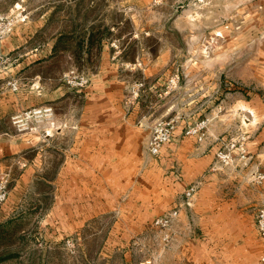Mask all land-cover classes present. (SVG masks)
<instances>
[{
    "label": "rangeland",
    "instance_id": "rangeland-1",
    "mask_svg": "<svg viewBox=\"0 0 264 264\" xmlns=\"http://www.w3.org/2000/svg\"><path fill=\"white\" fill-rule=\"evenodd\" d=\"M17 4L29 11L30 22L44 25L1 55L0 92L43 98L27 109L52 106L61 131L15 156L18 172L31 166L34 175L24 194H10L12 175L0 170L9 180L0 206V264H202L193 245L199 239L194 215H187L193 228L180 223L169 243L153 227L157 216L179 208L182 196L165 207L158 199L155 213L147 206L153 194L132 196L124 209L130 194H113L135 159L145 190L151 179L159 181V194H167L161 193L166 186L183 194L190 185L178 151L163 163L148 154L152 129L164 119L176 121L177 144L202 120L209 121L202 142L208 148L234 144L235 151L246 144L245 161L235 155L233 165H222L218 194H244L256 204L248 215L257 219L264 208L258 179L264 174V0H0V15H11ZM26 54L36 56L14 73ZM72 71L89 80L85 88L71 83ZM88 110L109 114L112 147L119 148L112 152L109 195L71 194V127L86 126ZM9 121L0 127L13 134ZM119 127L125 132L114 134ZM142 200L145 207L136 210L134 201ZM206 248L215 252V245Z\"/></svg>",
    "mask_w": 264,
    "mask_h": 264
},
{
    "label": "crops",
    "instance_id": "crops-1",
    "mask_svg": "<svg viewBox=\"0 0 264 264\" xmlns=\"http://www.w3.org/2000/svg\"><path fill=\"white\" fill-rule=\"evenodd\" d=\"M18 25L19 27L14 34L0 41V56L8 54L20 45L27 43L37 30L42 28L44 22L37 23L28 20L25 23H18ZM28 29L31 31L29 32ZM31 32L32 35L29 36ZM27 55L29 54H26L27 58L13 70L14 73L23 69L22 65H25V63L29 65L31 63L29 60L36 56L32 54L33 56L28 58L29 56ZM30 94L16 95L11 91L0 92V124L6 119L12 118L11 116L43 102V98H39L33 93ZM97 118L102 121L99 123L100 126L95 122ZM106 118H109V114L104 112L102 114H93V112L88 110L86 112L87 125L81 126L80 129L79 126L71 127V133L75 134L74 143L70 147L69 159L71 194H112L110 189L111 162L114 159L112 152L119 148L115 149L112 147V127ZM9 125L15 133L11 134L3 126L0 127V170L8 171L12 175L13 184L10 194H24L34 175H32L31 166L27 167V170L18 172L19 168L15 165V156L30 150L38 142H48L56 138L60 135L61 124L56 115L55 130L51 131L42 127L36 132L24 135H19L10 121ZM113 131L114 134L118 133L120 135L123 130L119 127L113 129ZM179 134L177 129L170 143L163 148L160 156L156 158H159L163 163L167 161L166 158H169V156H175L174 153H176V156L179 155L177 163H181L182 175L190 184L188 187L191 185L198 187L190 206H187L184 197L188 187L183 194H172L175 189L173 190V188L166 186V188L161 190V193L165 191L167 194H159V181L151 179V183L146 181L144 184L149 185L147 186L148 190L143 189L142 177L139 178L138 176L141 170L139 172V169L135 167L139 163L136 159L134 162L137 163L134 164L133 168L128 170L126 174L125 172L122 173V176L119 177L118 189L113 194H130L126 196L127 199L123 204V209L128 207V202L132 199V196H135L133 198L137 200L139 194H144L145 192L153 194L152 199L154 201L150 200V204H147L150 212H155V209L158 208V199L162 200L161 205L163 204L162 207H165L170 200L174 201L182 196L183 200L179 203L178 208L180 216L175 222L173 230L180 223H184L185 228L190 231L193 228V224L187 220V215L191 214L197 218L196 225L199 239L193 245L200 248L202 252V264H258L264 254V245L263 247L261 245L260 240L262 239L257 232L256 219L253 222V219L248 215V211L256 204L245 198L244 194L243 196H241L242 194H218L222 180L220 176L222 169L225 168L216 158L218 148H208L205 143L199 144L194 138L185 136L180 141V144H177L179 142L175 141ZM170 152L174 153L170 154ZM22 159L28 164L27 158ZM132 176H134V179ZM58 181H60L59 178ZM180 185L174 184L176 189ZM130 202L132 203V201ZM134 206L136 210L142 209L145 207V201H134ZM201 238L204 241H201ZM207 245L209 247L215 245V252L206 248ZM195 263H199V260L196 259Z\"/></svg>",
    "mask_w": 264,
    "mask_h": 264
},
{
    "label": "built area",
    "instance_id": "built-area-1",
    "mask_svg": "<svg viewBox=\"0 0 264 264\" xmlns=\"http://www.w3.org/2000/svg\"><path fill=\"white\" fill-rule=\"evenodd\" d=\"M198 1L205 2L206 0ZM29 18L28 11L21 4L15 6V10H13L11 15H0V41L4 40L18 23H25ZM0 59H2V56H0ZM68 77L72 78V80H76L75 82L71 81V83L73 82L74 86L81 89L85 88L89 82L85 76H79L75 71L70 72ZM177 81L178 77H174L171 79V84L176 85ZM9 86L12 91H18L19 89V86L14 82H10ZM11 123L19 133L27 134L36 132L42 127L53 131L56 129V113L54 108L50 105L34 107L12 116ZM208 127L209 121L202 120L193 126H189L185 130V137L194 138L197 143H202L207 138ZM177 129L178 125L174 119L157 121L152 129V134L148 143L149 154L154 157L160 156L163 148L170 143ZM235 155L239 156L240 161H245L247 159L248 147L245 143L239 144L235 151L234 144H226L216 152L218 162L226 167L234 164ZM258 179L264 182V174H260ZM8 183L9 180L7 176L3 175L0 177V206L7 200L9 193ZM196 192L197 186L195 185H191L186 189L184 197L187 206L191 205ZM179 216L180 211L176 208L154 219L153 227L162 232L163 242L169 243L171 241V229L179 219ZM256 226L259 237L264 241V208L257 214ZM258 264H264V254Z\"/></svg>",
    "mask_w": 264,
    "mask_h": 264
},
{
    "label": "trees",
    "instance_id": "trees-1",
    "mask_svg": "<svg viewBox=\"0 0 264 264\" xmlns=\"http://www.w3.org/2000/svg\"><path fill=\"white\" fill-rule=\"evenodd\" d=\"M93 29H94V28H92V31H93ZM93 38H94V34H93V32H90V33H89V36H88V38H87V44H88V45L91 44ZM63 39H65V38H64L63 36H61L59 42L62 41ZM58 44H59V43H58ZM58 44H56V46H55L56 49H57ZM88 48L90 49V46H89ZM89 51H90V50H89Z\"/></svg>",
    "mask_w": 264,
    "mask_h": 264
}]
</instances>
